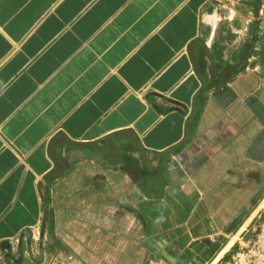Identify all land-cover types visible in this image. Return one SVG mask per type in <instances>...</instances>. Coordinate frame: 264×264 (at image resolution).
I'll list each match as a JSON object with an SVG mask.
<instances>
[{
	"label": "crops",
	"instance_id": "crops-1",
	"mask_svg": "<svg viewBox=\"0 0 264 264\" xmlns=\"http://www.w3.org/2000/svg\"><path fill=\"white\" fill-rule=\"evenodd\" d=\"M262 199L264 0H0V264H210Z\"/></svg>",
	"mask_w": 264,
	"mask_h": 264
},
{
	"label": "built area",
	"instance_id": "built-area-1",
	"mask_svg": "<svg viewBox=\"0 0 264 264\" xmlns=\"http://www.w3.org/2000/svg\"><path fill=\"white\" fill-rule=\"evenodd\" d=\"M225 264H264V216L254 221Z\"/></svg>",
	"mask_w": 264,
	"mask_h": 264
},
{
	"label": "water",
	"instance_id": "water-1",
	"mask_svg": "<svg viewBox=\"0 0 264 264\" xmlns=\"http://www.w3.org/2000/svg\"><path fill=\"white\" fill-rule=\"evenodd\" d=\"M262 212H264V199L259 202L256 208L250 213V215L242 223V225L238 228L234 235L216 254L215 258L211 261L210 264H220L225 259V257L233 250L237 242L240 240L241 236L248 231L254 220H256Z\"/></svg>",
	"mask_w": 264,
	"mask_h": 264
},
{
	"label": "rangeland",
	"instance_id": "rangeland-1",
	"mask_svg": "<svg viewBox=\"0 0 264 264\" xmlns=\"http://www.w3.org/2000/svg\"><path fill=\"white\" fill-rule=\"evenodd\" d=\"M261 216H264V215H261V214H260V215L258 216V218L261 217ZM258 218H257V219H258ZM257 219H256V220H257ZM256 220H254V221H256ZM253 223H254V222H253ZM248 230H249V229H248ZM245 233H246V232H245ZM245 233H244V234H245ZM242 237H243V235L241 236V238H242ZM241 238H240V239H241ZM238 242H239V241H238ZM238 242H237V243H238ZM236 245H237V244H236ZM236 245H235V247H236ZM235 247H234L233 250L228 254V255H229L228 259H227L226 261L221 262L220 264H225V263H227V262L230 261V259H231V257H232V254H233V252H234V250H235ZM228 255H227V256H228Z\"/></svg>",
	"mask_w": 264,
	"mask_h": 264
},
{
	"label": "trees",
	"instance_id": "trees-1",
	"mask_svg": "<svg viewBox=\"0 0 264 264\" xmlns=\"http://www.w3.org/2000/svg\"><path fill=\"white\" fill-rule=\"evenodd\" d=\"M227 258H228V257H226L224 261H226V260H227Z\"/></svg>",
	"mask_w": 264,
	"mask_h": 264
}]
</instances>
